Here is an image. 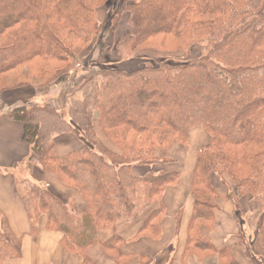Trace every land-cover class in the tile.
Segmentation results:
<instances>
[{
    "label": "trees",
    "instance_id": "16d2710c",
    "mask_svg": "<svg viewBox=\"0 0 264 264\" xmlns=\"http://www.w3.org/2000/svg\"><path fill=\"white\" fill-rule=\"evenodd\" d=\"M110 1L106 28L115 29L123 14L131 28L115 45L122 58L147 47L188 53L202 45L203 51L194 60L129 72L97 69L66 96L63 110L46 100L23 101L0 114L22 125L29 149L25 164L55 176L86 204L76 213L71 199L30 182L25 196L34 204L31 234L44 218L45 229L60 233V248L80 264H98L89 256L96 246L113 264H129L135 256L122 253L118 224L137 218L144 191L147 203L135 239H161L162 197L180 184L181 172L157 168L173 163L166 150L186 148L198 128L209 141L195 155L179 264L188 255L199 263L217 256L218 264H238L230 246L216 249L208 237L223 197L237 212L247 196V211L259 216L264 255V0H0V79L21 72L15 86L20 89L33 79L50 85L60 73L70 74L79 54L104 33L97 10ZM68 134L80 148L60 157L54 140ZM182 213L174 217L175 237ZM100 230L111 231V237L100 242ZM21 254L22 241L0 211V264ZM140 260L146 264L149 257ZM174 263L169 256L166 264Z\"/></svg>",
    "mask_w": 264,
    "mask_h": 264
},
{
    "label": "crops",
    "instance_id": "0c3cea01",
    "mask_svg": "<svg viewBox=\"0 0 264 264\" xmlns=\"http://www.w3.org/2000/svg\"><path fill=\"white\" fill-rule=\"evenodd\" d=\"M12 94L4 92L0 95V114H5L10 108L18 106L23 101H32V96H24L23 92ZM15 92V91H14ZM49 101L52 96H46ZM51 97V98H49ZM35 101V99H33ZM38 101V100H36ZM35 101V102H36ZM38 103V102H37ZM50 103V102H48ZM208 136L201 129H193L190 132L189 144L186 148L180 145H173L167 149L166 158L173 163L157 168L167 170H179L181 182L174 188H168L163 194L162 202L165 208L162 219V235L159 241H152L145 238H136L138 225L145 210L137 216L118 224L117 232L124 240L122 253L134 255L129 264H140V256H148L146 264H166L168 257L175 259L174 264L181 261V250L185 239V225L190 215V199L188 186L195 155L198 148L206 145ZM55 152L58 156L78 150L80 143L72 135H62L54 140ZM193 149H195L193 151ZM29 155L28 147L22 142V125L0 117V211L10 228L14 237L22 241V254L18 259L7 260L4 264H80L78 256L71 255L60 248L61 234L45 229V219L38 223V232L32 235L30 232L29 213L23 195L17 191V171L25 164ZM15 165V167H14ZM156 167V166H155ZM28 176L31 181L41 183L52 189L66 199H71L76 213L86 210V204L74 189L63 186L55 176L46 175L36 166L31 168ZM139 173V171H135ZM225 193L220 191V195ZM246 203H243V200ZM248 198L243 197L239 202V211H235L233 202L223 197L218 203V209L214 214V223L208 237L216 249L230 246V255L238 264H264V255L261 249V238L256 231L258 214L254 221L246 218L248 215ZM178 210L183 211L182 223L177 237H175L174 220ZM241 214L237 220L238 214ZM254 212L250 213L252 215ZM240 221V224L238 223ZM252 223L254 224L251 227ZM241 233V236L239 235ZM239 235L242 241L239 243L236 236ZM100 242L111 237V231L100 230L97 233ZM244 245L250 255H246ZM89 256L98 264H113L100 249L93 247ZM183 264H218L217 256H212L199 263L198 260L188 255L183 259Z\"/></svg>",
    "mask_w": 264,
    "mask_h": 264
},
{
    "label": "rangeland",
    "instance_id": "374dc122",
    "mask_svg": "<svg viewBox=\"0 0 264 264\" xmlns=\"http://www.w3.org/2000/svg\"><path fill=\"white\" fill-rule=\"evenodd\" d=\"M111 2L105 4V6L101 7L97 10V18L99 23L102 24L104 33L94 42L91 46H89L86 50L79 54V61L76 65H72L70 68V74L62 72L58 76L53 77L50 80V85L43 84L44 82L39 79H33V84H29V86L22 87L20 89H15L18 82L17 78L20 77L19 73H14L10 75H5L0 79V89L5 88L4 92H12V94H16L22 92L24 90V96H32L33 99L38 100L36 102L43 104L45 100H47L46 96H52L48 102L58 110H63L65 107V98L66 96L73 90V88L83 79L87 78L91 75V73L95 72L97 69L103 70H121L125 72L133 71L139 68H143L146 66H159V65H170L180 62H185L188 60L197 59L202 51L204 46L195 45L193 46L188 53H168V52H158L157 50L150 49L149 47L144 48L138 51L132 58H122L120 53L116 50V43L120 37L131 32V28L128 25L127 14H123L115 27V29L111 30L110 28H106L107 20L113 15L111 9ZM149 46V45H148ZM158 46V44H156ZM163 48H168L163 45ZM95 63L96 65H92L88 67L89 63ZM79 66H85L87 69L78 68ZM68 76V77H66ZM38 85V86H35ZM15 91V92H14ZM51 98V97H49ZM34 101V102H35ZM170 148V147H169ZM168 148V149H169ZM195 149H193L194 151ZM167 151V150H166ZM166 153V152H165ZM32 165L24 164L17 171L16 181H17V191H19L26 202L28 211L34 207L33 201L29 200L25 196L28 190V186L30 182H33L29 179V175L31 173ZM217 184V183H216ZM217 186L220 188L221 185ZM223 188V187H222ZM222 193H225V190H222ZM247 198V196H246ZM137 206L138 215L141 214L145 210L146 200L144 191L140 193ZM249 200L247 201V203ZM145 203V204H144ZM243 203H246V200H243ZM248 208V207H247ZM254 212L252 215L250 213ZM246 215L249 221H254L257 213L255 210H251ZM237 220L240 219L241 214L237 213ZM240 224V221H238ZM122 224V223H121ZM254 224L252 223L251 227ZM257 226V223H256ZM238 236V235H237ZM237 236L235 237L237 240Z\"/></svg>",
    "mask_w": 264,
    "mask_h": 264
}]
</instances>
